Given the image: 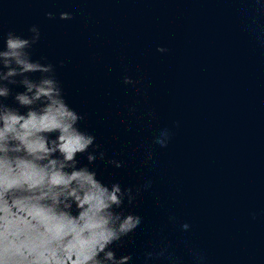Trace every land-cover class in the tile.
I'll use <instances>...</instances> for the list:
<instances>
[{
  "label": "water",
  "instance_id": "obj_1",
  "mask_svg": "<svg viewBox=\"0 0 264 264\" xmlns=\"http://www.w3.org/2000/svg\"><path fill=\"white\" fill-rule=\"evenodd\" d=\"M33 24V58L56 66L79 126L124 162L88 166L140 190L125 264L165 248L147 264H264V0H0V32Z\"/></svg>",
  "mask_w": 264,
  "mask_h": 264
},
{
  "label": "clouds",
  "instance_id": "obj_2",
  "mask_svg": "<svg viewBox=\"0 0 264 264\" xmlns=\"http://www.w3.org/2000/svg\"><path fill=\"white\" fill-rule=\"evenodd\" d=\"M45 16L54 19L55 13ZM72 18L59 13L61 20ZM40 39L36 24L26 34L0 32V264H125L131 255L117 252L142 223L125 205L140 190L118 180L105 184L88 166L107 160L119 169L124 162L108 157L95 135L79 126L84 116L66 102L56 66L33 58ZM123 83L136 81L125 75ZM170 139L165 128L154 142L166 147ZM78 154L88 163L79 166ZM166 251L147 252L146 264ZM194 256L203 264L202 255Z\"/></svg>",
  "mask_w": 264,
  "mask_h": 264
}]
</instances>
